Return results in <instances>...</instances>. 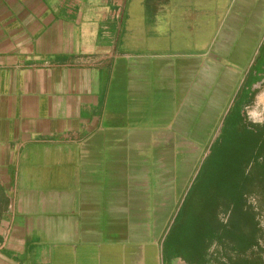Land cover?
<instances>
[{
    "label": "crops",
    "instance_id": "1",
    "mask_svg": "<svg viewBox=\"0 0 264 264\" xmlns=\"http://www.w3.org/2000/svg\"><path fill=\"white\" fill-rule=\"evenodd\" d=\"M263 89L264 0H0V264H190L198 153Z\"/></svg>",
    "mask_w": 264,
    "mask_h": 264
},
{
    "label": "trees",
    "instance_id": "2",
    "mask_svg": "<svg viewBox=\"0 0 264 264\" xmlns=\"http://www.w3.org/2000/svg\"><path fill=\"white\" fill-rule=\"evenodd\" d=\"M165 240L190 264H264V228L249 204L264 202V122L239 119L220 133ZM200 174V173H199Z\"/></svg>",
    "mask_w": 264,
    "mask_h": 264
},
{
    "label": "rangeland",
    "instance_id": "3",
    "mask_svg": "<svg viewBox=\"0 0 264 264\" xmlns=\"http://www.w3.org/2000/svg\"><path fill=\"white\" fill-rule=\"evenodd\" d=\"M235 115L231 116V118L229 119V123H232V120H234ZM247 118V117H246ZM247 121H249L248 119H246ZM250 122V121H249ZM220 133H214V136L209 140V143H207L206 147L202 146V150L198 153V162H199V167L197 169V171L195 172L194 175V179L193 182L189 185L188 190H187V195L189 194L193 184L195 187L193 188L191 194L189 197H191L192 195H194V191L199 192L200 191V185L199 182L197 183L196 180L198 178V175H201L203 172L202 170V166H203V161L206 159V157L208 156L209 152H210V147L211 145L214 143V141L217 139V137L219 136ZM200 173V174H199ZM187 198V196L185 197V199ZM184 199V201H185ZM184 201L182 202L181 208L184 204ZM249 204L254 208V210L258 213V219L261 221L262 227L264 228V202L262 201L260 196L254 195L251 196L249 198ZM264 245V240H262L261 242Z\"/></svg>",
    "mask_w": 264,
    "mask_h": 264
},
{
    "label": "built area",
    "instance_id": "4",
    "mask_svg": "<svg viewBox=\"0 0 264 264\" xmlns=\"http://www.w3.org/2000/svg\"><path fill=\"white\" fill-rule=\"evenodd\" d=\"M264 89L259 95V99L252 105L246 107V117L252 123H262L264 122V99H260V96L263 94ZM0 244V249H1Z\"/></svg>",
    "mask_w": 264,
    "mask_h": 264
}]
</instances>
